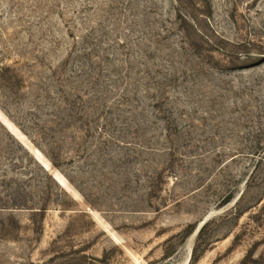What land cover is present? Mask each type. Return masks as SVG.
Segmentation results:
<instances>
[{
    "label": "rangeland",
    "instance_id": "374dc122",
    "mask_svg": "<svg viewBox=\"0 0 264 264\" xmlns=\"http://www.w3.org/2000/svg\"><path fill=\"white\" fill-rule=\"evenodd\" d=\"M0 264H264V0H0Z\"/></svg>",
    "mask_w": 264,
    "mask_h": 264
}]
</instances>
